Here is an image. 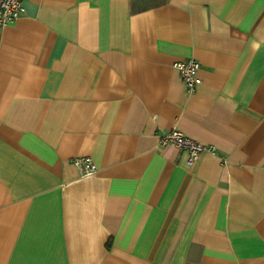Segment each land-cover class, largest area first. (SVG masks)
<instances>
[{
    "label": "crops",
    "instance_id": "0c3cea01",
    "mask_svg": "<svg viewBox=\"0 0 264 264\" xmlns=\"http://www.w3.org/2000/svg\"><path fill=\"white\" fill-rule=\"evenodd\" d=\"M24 9L0 27V264H264V0ZM170 128L215 153L188 164Z\"/></svg>",
    "mask_w": 264,
    "mask_h": 264
},
{
    "label": "built area",
    "instance_id": "2783aa9c",
    "mask_svg": "<svg viewBox=\"0 0 264 264\" xmlns=\"http://www.w3.org/2000/svg\"><path fill=\"white\" fill-rule=\"evenodd\" d=\"M25 12L24 0H0V27L18 20ZM172 66L178 70L182 82L188 92H193L201 82L197 71L199 62L193 58L173 62ZM173 144L179 150L187 153L188 164H193L202 152L215 153L211 145L202 144L183 134L176 128H170L158 137V145L165 146ZM79 172L83 176L91 175L95 172V165L89 157H77L73 160Z\"/></svg>",
    "mask_w": 264,
    "mask_h": 264
}]
</instances>
